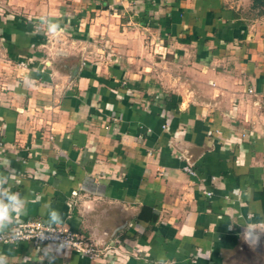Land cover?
I'll return each mask as SVG.
<instances>
[{"label":"crops","instance_id":"obj_1","mask_svg":"<svg viewBox=\"0 0 264 264\" xmlns=\"http://www.w3.org/2000/svg\"><path fill=\"white\" fill-rule=\"evenodd\" d=\"M0 139V234L99 252L0 264H264V0H0Z\"/></svg>","mask_w":264,"mask_h":264},{"label":"built area","instance_id":"obj_2","mask_svg":"<svg viewBox=\"0 0 264 264\" xmlns=\"http://www.w3.org/2000/svg\"><path fill=\"white\" fill-rule=\"evenodd\" d=\"M4 149V141L0 139V152ZM184 169L194 174L191 166ZM30 243L33 246L53 245L62 250H74L92 258L98 256V249L84 235L73 232L61 224H49L32 219L17 223L10 231L0 234V243Z\"/></svg>","mask_w":264,"mask_h":264},{"label":"rangeland","instance_id":"obj_3","mask_svg":"<svg viewBox=\"0 0 264 264\" xmlns=\"http://www.w3.org/2000/svg\"><path fill=\"white\" fill-rule=\"evenodd\" d=\"M260 2H252L253 6L258 5Z\"/></svg>","mask_w":264,"mask_h":264}]
</instances>
